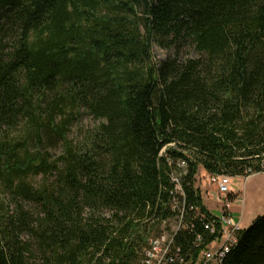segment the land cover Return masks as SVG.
<instances>
[{
    "label": "trees",
    "instance_id": "obj_1",
    "mask_svg": "<svg viewBox=\"0 0 264 264\" xmlns=\"http://www.w3.org/2000/svg\"><path fill=\"white\" fill-rule=\"evenodd\" d=\"M181 157L190 182L264 172V0H0V264H141ZM221 264H264V214Z\"/></svg>",
    "mask_w": 264,
    "mask_h": 264
},
{
    "label": "built area",
    "instance_id": "obj_2",
    "mask_svg": "<svg viewBox=\"0 0 264 264\" xmlns=\"http://www.w3.org/2000/svg\"><path fill=\"white\" fill-rule=\"evenodd\" d=\"M163 147V152H166ZM170 166L169 178L172 183L170 201L166 203L164 211L154 217L146 219L154 223V232L148 238L143 249L141 264H221L244 227L241 221H237L231 212L235 200L231 198L233 191L229 186L216 179V174H210L204 168H197L193 182L188 179L190 173L189 162L184 157L177 160L168 158ZM205 172L202 174V170ZM191 184L194 195L202 197L201 204L190 201L187 193V185ZM205 185L206 194L214 199L213 208H220L222 214H213L209 205L204 202L201 187ZM238 200V199H237ZM192 213L195 214L190 220L187 219ZM193 219V220H192ZM194 220H202L208 231V236L198 234L195 240V252L187 255L182 250L178 236L182 231L194 227ZM150 223V224H151ZM152 225V224H151Z\"/></svg>",
    "mask_w": 264,
    "mask_h": 264
},
{
    "label": "rangeland",
    "instance_id": "obj_3",
    "mask_svg": "<svg viewBox=\"0 0 264 264\" xmlns=\"http://www.w3.org/2000/svg\"><path fill=\"white\" fill-rule=\"evenodd\" d=\"M175 55V49L162 48L157 44L153 46V57L155 62L165 61L170 56ZM201 54L192 45L186 44L183 46L180 52V57L185 58H198ZM99 120L95 119L92 114L82 109V113L79 114L78 119L74 122L71 129V136L79 135L83 128H89L98 123ZM61 151V147H57L55 152L58 154ZM164 153L163 149L161 154ZM202 168V166H200ZM205 170H202V174ZM31 182L38 185L40 178H32ZM231 190L233 194L231 198L235 200L232 206V210L236 219L241 221L243 227H248L251 222L259 215L264 214V172L245 177L243 175L233 176L231 183ZM201 194L204 197V202L210 206L213 214L220 215L222 211L220 208H213L214 199L206 194V187L202 185ZM238 199V200H237ZM0 202H3L12 209L15 206L11 194L3 191L0 188ZM24 203V202H23ZM26 208H34L33 203L26 202ZM36 258H32V261H36Z\"/></svg>",
    "mask_w": 264,
    "mask_h": 264
},
{
    "label": "bare ground",
    "instance_id": "obj_4",
    "mask_svg": "<svg viewBox=\"0 0 264 264\" xmlns=\"http://www.w3.org/2000/svg\"><path fill=\"white\" fill-rule=\"evenodd\" d=\"M224 177L229 178V180H230V184H229V186L231 187L232 177H231V176H224ZM216 179L219 180V181L223 184V186H226V185H227V182H228V181L225 180V179L223 178L222 175H220V176H216ZM231 214H232V216L234 217V219L237 220L236 217H235V215H234V213H233V211L231 212ZM237 221H239V220H237ZM236 240H237V239H236ZM235 243H236V241H235Z\"/></svg>",
    "mask_w": 264,
    "mask_h": 264
},
{
    "label": "clouds",
    "instance_id": "obj_5",
    "mask_svg": "<svg viewBox=\"0 0 264 264\" xmlns=\"http://www.w3.org/2000/svg\"><path fill=\"white\" fill-rule=\"evenodd\" d=\"M200 167V166H199ZM202 168H204L203 166H202ZM205 169V168H204ZM255 174H257V173H255Z\"/></svg>",
    "mask_w": 264,
    "mask_h": 264
}]
</instances>
